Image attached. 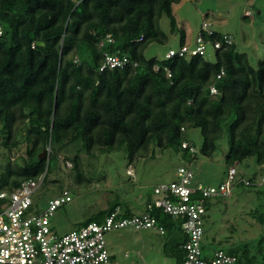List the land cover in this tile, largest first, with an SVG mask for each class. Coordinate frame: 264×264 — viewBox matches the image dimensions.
Returning a JSON list of instances; mask_svg holds the SVG:
<instances>
[{"label": "trees", "instance_id": "obj_1", "mask_svg": "<svg viewBox=\"0 0 264 264\" xmlns=\"http://www.w3.org/2000/svg\"><path fill=\"white\" fill-rule=\"evenodd\" d=\"M179 1L0 0V192L41 175L44 182L57 168H50L51 161L58 162L61 153L71 162L74 182L82 176L81 153L94 158L124 151L132 161L155 144L181 152L190 163L197 153L192 156L181 146L189 128L200 129V153L207 157L226 129L228 168L253 157L264 175V56L253 67L233 41L215 49L214 62L206 54L144 55L149 43L166 40L158 26L163 13L171 31L180 33L179 45L185 43L172 13ZM213 31L211 39L223 34ZM105 52L126 55L136 65L99 71ZM210 85L217 91L213 95ZM76 142L80 148H68ZM22 147L24 154L11 159L9 153ZM42 151L45 156L39 158ZM236 178L233 189L245 185ZM50 182L62 191V183ZM209 200L203 202L205 209ZM115 208L132 215L114 201L81 224L100 222ZM151 213L166 231L180 229L179 217L156 208ZM254 213L264 223V213ZM177 244L166 251L180 264L184 251ZM213 244L214 237L203 243L207 250ZM224 251L235 257V264H264V236L229 244Z\"/></svg>", "mask_w": 264, "mask_h": 264}, {"label": "rangeland", "instance_id": "obj_2", "mask_svg": "<svg viewBox=\"0 0 264 264\" xmlns=\"http://www.w3.org/2000/svg\"><path fill=\"white\" fill-rule=\"evenodd\" d=\"M172 13L179 29L187 35V43L194 44V37L203 20L219 33L229 34L236 49L246 53L249 62L256 67L264 56V0H180L173 4ZM160 30L166 35L164 43L151 42L144 49V55L162 59L169 47L177 49L180 33L171 31L170 19L162 14L158 20ZM206 58L215 61V50L210 42L206 44ZM186 140L197 150V157L190 162L195 171L193 183L217 185L227 174L228 166L224 156L228 150V132L224 129L222 137L211 157L200 153L202 134L199 128H189ZM81 147L76 142L68 148ZM153 150V155H151ZM0 148V161L3 158ZM24 154V147L19 151L13 149L9 156L16 158ZM68 155H71L68 152ZM82 155V176L75 177L70 171L71 162L65 160V154L59 155L58 162L51 161L46 180L40 184L32 196L38 208H44L50 197L67 190L70 201L58 206L50 224L58 234H64L79 226L97 211L108 207L112 202L119 201L123 208L132 214H141L148 200L154 198L153 188L161 182L175 179L176 169L188 164L181 152L172 148L160 149L151 144L150 152L143 157H135L129 161L124 151L102 153L94 158ZM237 178L254 179L256 185H237L227 197H212L208 210L204 215L205 234L203 243L215 238V244L206 252L222 248L229 244L235 246L249 243L264 236V223L258 221L255 210L264 213V182L259 184L262 171L253 157L246 158L234 165ZM4 163H0V172ZM57 180L59 185L51 183ZM180 229L167 230L159 234L152 229H134L124 227L113 229L105 234L111 259L105 264H177L175 257L166 251L174 247L181 238ZM228 238V242H224ZM223 243L218 244V240Z\"/></svg>", "mask_w": 264, "mask_h": 264}, {"label": "built area", "instance_id": "obj_3", "mask_svg": "<svg viewBox=\"0 0 264 264\" xmlns=\"http://www.w3.org/2000/svg\"><path fill=\"white\" fill-rule=\"evenodd\" d=\"M213 34L210 23L203 20L193 45L184 43L177 49L169 47L165 57L205 55L207 42H210L214 50L232 42L229 34L223 33L219 39H211ZM107 41L111 42L112 39L108 36ZM75 61H78L77 57ZM129 64L135 66L136 62H131L126 55L105 52L99 71L123 68ZM222 74L221 69L216 77ZM167 75L170 76L169 73ZM209 92L212 95L217 92L214 85L209 86ZM181 146L192 156L197 153L189 141H183ZM236 172L235 166H230L225 179L219 184H194L195 171L190 163L181 165L176 169L174 180L161 182L153 188L155 196L146 202L141 214L124 216L119 208H115L107 212L100 222L90 221L64 234H58L52 229L50 218L58 206L70 201L68 191L63 190L59 195L50 197L44 208H38L32 196L40 186L43 175L25 179L17 188L0 192V264L108 263L111 259L105 239L108 231L132 227L165 233L164 226L151 213L155 208L181 219L180 229L186 238L178 245L184 251L180 264H235V257L223 249L206 252L203 245V217L206 211L203 202L212 197L229 196ZM241 181L250 185L248 179L243 178ZM263 182L264 175H261L259 184Z\"/></svg>", "mask_w": 264, "mask_h": 264}, {"label": "crops", "instance_id": "obj_4", "mask_svg": "<svg viewBox=\"0 0 264 264\" xmlns=\"http://www.w3.org/2000/svg\"><path fill=\"white\" fill-rule=\"evenodd\" d=\"M185 43H187V35H186V32H185ZM187 44H188V43H187ZM207 210H208V208L206 209V211H207ZM206 211H205V213H206ZM204 215H205V214H204ZM203 222H204V217H203ZM180 230H181V229H180ZM165 233H166V230H165ZM165 233H164V234H165ZM184 237H185V236H184V234H183V232H182V236H181V238L176 242V244H177L178 242H181V240L184 239ZM178 244H179V243H178ZM178 244H177V245H178Z\"/></svg>", "mask_w": 264, "mask_h": 264}, {"label": "water", "instance_id": "obj_5", "mask_svg": "<svg viewBox=\"0 0 264 264\" xmlns=\"http://www.w3.org/2000/svg\"><path fill=\"white\" fill-rule=\"evenodd\" d=\"M39 44H42V42H38ZM43 156H45V151H42L41 154L39 155V158H42Z\"/></svg>", "mask_w": 264, "mask_h": 264}]
</instances>
